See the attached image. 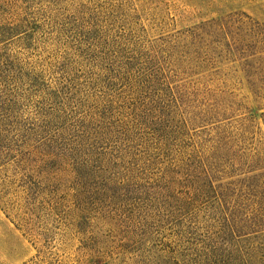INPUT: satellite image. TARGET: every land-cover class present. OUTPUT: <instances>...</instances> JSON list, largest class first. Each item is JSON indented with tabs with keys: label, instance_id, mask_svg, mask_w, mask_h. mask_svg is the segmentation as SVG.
Listing matches in <instances>:
<instances>
[{
	"label": "rangeland",
	"instance_id": "rangeland-1",
	"mask_svg": "<svg viewBox=\"0 0 264 264\" xmlns=\"http://www.w3.org/2000/svg\"><path fill=\"white\" fill-rule=\"evenodd\" d=\"M17 14L38 27L0 42V264H249L237 247L263 243L264 221L227 239L214 201L188 189L183 151L200 132L184 128L187 109L92 59L156 56L173 87L234 102L252 121L236 125L249 166L230 175L264 174V99L251 91L264 93V0H0V23ZM83 131L101 141L80 172ZM234 196L264 214V189Z\"/></svg>",
	"mask_w": 264,
	"mask_h": 264
},
{
	"label": "trees",
	"instance_id": "trees-1",
	"mask_svg": "<svg viewBox=\"0 0 264 264\" xmlns=\"http://www.w3.org/2000/svg\"><path fill=\"white\" fill-rule=\"evenodd\" d=\"M14 6L16 5L14 4ZM32 25H35V27H31ZM37 27V24H32V22L25 20L24 16L17 14L13 22L0 23V42L10 41L22 34H25L23 41H31L30 37ZM101 48L105 50L107 47ZM108 51H104L101 58L95 55L92 59L97 69L108 71L116 80L132 79L141 82L145 85L144 87H154L157 90V100L159 102L160 99L166 98L168 103L177 110L187 109L184 128L196 129L200 132V135L198 141L195 144L193 143L190 153H184L183 151L185 162H183L184 165L181 166L180 171L187 173L185 179H187L188 189H192L191 192L199 194L203 198L210 197L214 201L213 209L216 213L210 220L223 221L224 230L223 232L220 231L223 237L232 238L236 233H242L261 226L259 221H264V214L249 212L245 200L242 199L241 204H239L237 200L234 201L231 197L234 194V197H236L238 193L245 195L258 191V189H264V174L248 176L240 180H233V176L230 175L235 171H242L243 169L240 168L242 166H249H247L245 155H238L236 151V145L240 137V134L236 133L238 131L236 125L241 126V129H245L248 127L246 122L252 121V118L249 120L241 119V116L236 114L235 103L232 101H223L219 98H209L204 95L198 97L193 90L188 91L186 86L173 87L172 84L175 82L176 75L163 69L156 56V58L152 56L143 58L141 55L131 54V57H121L118 54L110 58ZM259 57L258 59H261ZM4 61L9 62L8 59L0 56V62L3 63ZM255 66V64L254 66L246 64V67L252 68L255 72L261 74L260 67ZM9 67L11 70H17L13 63H10ZM247 72L251 73V71ZM18 73L29 82L38 79L37 74L31 70H21ZM260 77L262 80L264 79V72ZM182 87H185V89ZM259 89L256 87V89L251 90L253 96L255 99H264L262 97L264 93L258 92ZM200 98H202L201 102L199 101ZM197 101H199V105L193 107L191 104ZM146 116L151 117L152 115L147 112ZM123 131L125 138H129L127 135L129 132L124 129ZM2 132L0 131V156L5 154L4 149H2V147L6 148L2 145L3 141L9 144V137L3 135ZM64 133H59V141L65 140ZM82 133L83 136L78 135L73 144L76 142L75 144L78 147L76 153L81 152V155L84 156V159L82 158L83 165L87 164L79 166L76 171L85 172L88 166L85 157L90 159L92 156L91 151L94 148L93 143L89 141L100 142L101 136L92 135L90 131H83ZM243 137L241 138L243 139ZM69 141L71 140L66 138L68 145H70ZM59 144L60 146H57L58 157L63 159L65 154L61 153V150L65 152L66 146L64 143L59 142ZM165 147L170 153L171 149L167 144ZM177 181L179 180H175L173 177L168 178L167 186L174 187L178 185ZM2 202L10 205L8 201ZM237 249L251 259L249 264H264V241L256 245L249 244L247 247L238 246Z\"/></svg>",
	"mask_w": 264,
	"mask_h": 264
}]
</instances>
